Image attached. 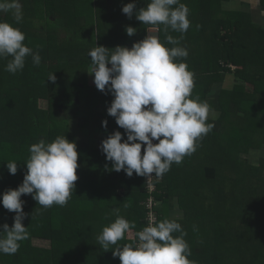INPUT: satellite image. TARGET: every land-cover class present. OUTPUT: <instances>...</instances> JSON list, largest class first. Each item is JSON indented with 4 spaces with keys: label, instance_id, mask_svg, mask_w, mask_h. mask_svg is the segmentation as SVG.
I'll use <instances>...</instances> for the list:
<instances>
[{
    "label": "trees",
    "instance_id": "16d2710c",
    "mask_svg": "<svg viewBox=\"0 0 264 264\" xmlns=\"http://www.w3.org/2000/svg\"><path fill=\"white\" fill-rule=\"evenodd\" d=\"M102 2L20 0L19 23L0 12V21L24 33V44L41 57L39 66L26 57L15 74L5 70L11 57L0 59V199L22 184L32 139L38 143L48 136L50 143L65 136L78 152V179L66 208L53 204L44 210L31 194L21 196L28 238L43 245L23 240L14 255L0 254V264H121L113 251L136 242L135 233L150 222L149 212L155 223L175 218L194 233L198 264H210L212 257L214 264H264V25L255 19L256 8L241 0H180L189 9L191 26L180 40L188 56L177 63L188 62L194 73L192 98L210 105L208 123L214 128L182 163H173L162 178L153 176L156 190L151 192L147 177L110 170L101 143L114 131L123 139L126 134L107 113L114 97L88 81V53L95 46L109 53L117 46L130 49L153 34L165 47L174 45L165 42L163 25L129 19L122 9L110 12ZM148 2L133 0L136 10ZM115 3L120 8L129 2ZM230 3L235 5L227 7ZM259 4L258 13L264 0ZM128 26L136 28L135 35H127ZM152 28L157 30L150 35ZM51 73L54 83L48 80ZM227 82L234 91L221 88ZM248 86L253 94L244 89ZM41 101L49 108L43 110ZM243 147L247 152L239 154ZM8 162H17L15 175L8 172ZM226 171L232 176H223ZM118 215L135 227L105 250L97 236ZM14 216L0 203V226L11 227Z\"/></svg>",
    "mask_w": 264,
    "mask_h": 264
},
{
    "label": "clouds",
    "instance_id": "9594fccd",
    "mask_svg": "<svg viewBox=\"0 0 264 264\" xmlns=\"http://www.w3.org/2000/svg\"><path fill=\"white\" fill-rule=\"evenodd\" d=\"M0 12L10 13L16 23L23 19L20 0H0ZM122 13L129 19L135 16L142 24L163 25L165 42L174 46L167 48L158 37L148 36L130 49L117 46L109 53L108 48L95 46L89 51V74L94 76L98 90L114 97L107 113L126 134L123 139L120 131H114L102 141L101 150L112 163L110 170H123L128 177L135 173L162 178L173 163L179 165L185 156L192 155L199 146L197 142L214 128L213 123H208L210 105L200 101L199 96L192 98L194 73L185 62L177 63L188 56L180 40L191 26L189 9L180 0H149L139 10L135 3H128ZM169 30L181 36L175 38L168 34ZM126 33L131 37L136 28L128 26ZM24 41V33L0 21V59L11 57L5 68L9 73L22 70L28 56L35 66L41 63L39 52L33 53ZM48 80L56 81L54 73ZM102 126L107 127V120L102 121ZM29 152L22 184L4 192L0 199L4 209L15 213L11 227L7 223L0 226V254L14 255L20 242L28 239L22 195L31 194L44 210L53 204L64 206L78 179L76 144L65 136H57L50 143L40 140L30 145ZM6 168L15 175L17 162L6 163ZM134 227V223L118 215L102 228L97 241L107 250ZM173 233L180 235L174 237ZM186 235L175 219L165 218L158 223L150 220L135 233L136 242L117 246L113 257H118L121 264H195L188 259L191 249L184 239Z\"/></svg>",
    "mask_w": 264,
    "mask_h": 264
},
{
    "label": "rangeland",
    "instance_id": "374dc122",
    "mask_svg": "<svg viewBox=\"0 0 264 264\" xmlns=\"http://www.w3.org/2000/svg\"><path fill=\"white\" fill-rule=\"evenodd\" d=\"M243 3H249V4H251V6H252V8H256L255 9V14L257 13V11L259 10V8H258V3H257V0H249V1H247V0H241ZM127 2H129V3H133V0H127ZM105 3H107V5L109 6V8H110V12H112L113 10H115V9H118V10H121L122 9V7H123V5L121 6L120 5V8L116 5V4H119V3H115V0H105ZM104 2H102L101 4H105ZM127 4V3H126ZM125 4V5H126ZM232 5H235V3H230V4H228L227 5V7H230V6H232ZM260 5V4H259ZM257 18H260L261 19V22L260 23H262V24H264V11L263 10H260V13H257L256 14V18L255 19H257ZM152 36H154V34L152 35ZM182 62H187L186 60H184L183 61V59H182ZM188 63V62H187ZM89 72H90V70L88 71V81L90 82V84L91 85H95L94 84V76L92 75V74H89ZM229 87H231V90H235V88H236V86H234L233 84H232V86H229V84H228V82L227 83H225L224 84V86L222 85V87L221 88H229ZM245 90H246V92H248V93H251V94H253V92H252V86H248L247 88L245 87L244 88ZM233 90V91H234ZM259 98V97H258ZM40 107H42V109L43 110H46V109H48L49 108V105H47V102H45V101H41L40 102ZM44 141L46 142V143H49V137L48 136H45L44 137ZM31 143H37L36 141H35V139H32L31 140ZM253 148H260V145L259 144H254L253 146H252ZM249 151V150H248ZM243 152H247V149H244V147L243 148H240V150H239V154H242ZM238 154V155H239ZM219 168H220V166H219ZM202 171H204L203 169H202ZM220 172H222V170H220ZM223 174V176H228V175H230V176H232L231 174H230V172H223L222 173ZM221 177V180L222 179H225L224 177ZM248 184L250 185L251 184V182H248ZM252 186V185H251ZM155 189H156V187H155ZM196 189H193L192 191H195ZM256 194H260V195H262L260 192H258V193H256ZM67 203H69V201L67 202ZM167 203H165L164 204V211L167 213L168 212V207H167V205H166ZM65 206V208H66V206H67V204L66 205H64ZM172 212V211H171ZM173 219H175V218H173ZM154 221H155V219H154ZM181 226H182V229L187 233V235L184 237V239L186 240V242L188 243V245H189V247H190V249H191V255L190 256H188V259L190 260V261H195V264H198V261H197V259H196V257H195V255H194V253H193V245H194V243H193V239H192V236H194V233L192 232L191 233V231L189 230V229H187V230H185L184 228H183V225L181 224ZM192 235V236H191ZM27 240V243H31V245H43L42 243H40V242H35V241H33V239L31 240L30 238H28V239H26ZM197 247H199V245H197ZM212 261H211V263L210 264H214V258L212 257V259H211Z\"/></svg>",
    "mask_w": 264,
    "mask_h": 264
},
{
    "label": "built area",
    "instance_id": "2783aa9c",
    "mask_svg": "<svg viewBox=\"0 0 264 264\" xmlns=\"http://www.w3.org/2000/svg\"><path fill=\"white\" fill-rule=\"evenodd\" d=\"M154 176V174H153ZM153 176L151 178H147V181H148V189L151 191V192H154L156 189H155V185L153 184ZM152 202H153V199H149V203H148V207H151L152 206ZM149 219L154 223V215L149 212Z\"/></svg>",
    "mask_w": 264,
    "mask_h": 264
},
{
    "label": "crops",
    "instance_id": "0c3cea01",
    "mask_svg": "<svg viewBox=\"0 0 264 264\" xmlns=\"http://www.w3.org/2000/svg\"><path fill=\"white\" fill-rule=\"evenodd\" d=\"M247 1H249V0H247ZM257 3H258V8L260 7V5H259V0H257ZM257 13H258V11H257ZM264 25V24H263ZM157 29L156 28H152V29H150V31H149V34L150 35H152V33L154 32V31H156ZM172 212H174V214L177 216V214L175 213V210L174 211H172ZM171 212V213H172ZM179 216V215H178Z\"/></svg>",
    "mask_w": 264,
    "mask_h": 264
},
{
    "label": "bare ground",
    "instance_id": "6f19581e",
    "mask_svg": "<svg viewBox=\"0 0 264 264\" xmlns=\"http://www.w3.org/2000/svg\"><path fill=\"white\" fill-rule=\"evenodd\" d=\"M156 222V218H155V221H154V223Z\"/></svg>",
    "mask_w": 264,
    "mask_h": 264
}]
</instances>
